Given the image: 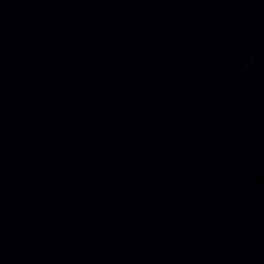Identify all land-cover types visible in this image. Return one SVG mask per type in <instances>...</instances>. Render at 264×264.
<instances>
[{
	"label": "water",
	"instance_id": "95a60500",
	"mask_svg": "<svg viewBox=\"0 0 264 264\" xmlns=\"http://www.w3.org/2000/svg\"><path fill=\"white\" fill-rule=\"evenodd\" d=\"M0 264H264V0H0Z\"/></svg>",
	"mask_w": 264,
	"mask_h": 264
}]
</instances>
